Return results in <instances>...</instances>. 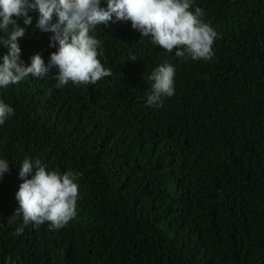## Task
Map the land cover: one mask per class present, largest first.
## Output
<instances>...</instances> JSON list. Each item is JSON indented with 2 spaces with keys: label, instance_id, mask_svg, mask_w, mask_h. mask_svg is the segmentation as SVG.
<instances>
[{
  "label": "trees",
  "instance_id": "1",
  "mask_svg": "<svg viewBox=\"0 0 264 264\" xmlns=\"http://www.w3.org/2000/svg\"><path fill=\"white\" fill-rule=\"evenodd\" d=\"M196 7L217 33L207 61L178 58L116 22L95 30L110 76L57 89L49 73L0 89L14 109L0 126L10 163L0 264H264V0ZM30 15L21 60L39 53L46 63L55 48ZM163 61L175 67L174 94L148 107L147 76ZM25 156L79 173L78 212L64 227L13 235Z\"/></svg>",
  "mask_w": 264,
  "mask_h": 264
},
{
  "label": "clouds",
  "instance_id": "2",
  "mask_svg": "<svg viewBox=\"0 0 264 264\" xmlns=\"http://www.w3.org/2000/svg\"><path fill=\"white\" fill-rule=\"evenodd\" d=\"M194 0H0V89L32 77L43 79L52 73L59 89L72 85L94 84L111 75L98 60L101 42L95 36L98 26L130 22L141 39L176 57L207 61L213 56L217 33L203 22L202 10L192 8ZM103 5V6H102ZM191 9V10H190ZM37 13L34 29L49 33L47 62L39 53L21 60L19 40L32 24L30 13ZM22 21L23 27L17 21ZM136 60L130 56L129 61ZM54 70V71H53ZM175 67L167 61L153 68L147 76L149 90L144 97L148 107H159L162 99L174 94ZM14 114L9 104L0 100V126ZM9 162L0 158V178L9 171ZM79 173L49 169L40 159L25 158L19 163L22 181L14 194L18 205L11 222L19 221L13 235H21L26 226L37 228L47 222L49 230L60 229L77 215Z\"/></svg>",
  "mask_w": 264,
  "mask_h": 264
}]
</instances>
